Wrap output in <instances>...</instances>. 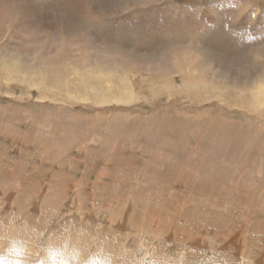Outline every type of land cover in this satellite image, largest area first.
<instances>
[{
    "label": "rangeland",
    "instance_id": "374dc122",
    "mask_svg": "<svg viewBox=\"0 0 264 264\" xmlns=\"http://www.w3.org/2000/svg\"><path fill=\"white\" fill-rule=\"evenodd\" d=\"M263 219L264 0H0V264H264Z\"/></svg>",
    "mask_w": 264,
    "mask_h": 264
},
{
    "label": "bare ground",
    "instance_id": "6f19581e",
    "mask_svg": "<svg viewBox=\"0 0 264 264\" xmlns=\"http://www.w3.org/2000/svg\"><path fill=\"white\" fill-rule=\"evenodd\" d=\"M233 4V3H232ZM21 9V8H20ZM108 19H110V18H108ZM20 24V23H19ZM21 25V24H20ZM68 25V24H67ZM28 27V26H27ZM255 27V26H254ZM252 28V27H251ZM256 28V27H255ZM14 29V28H13ZM249 29V28H248ZM245 31H247V30H245ZM244 31V32H245ZM15 32H16V30H15ZM249 32V31H248ZM251 32V31H250ZM249 32V33H250ZM248 34V33H247ZM246 34V35H247ZM251 34H253V32L251 33ZM253 46V45H252ZM8 59V58H7ZM9 61V60H8ZM12 66H13V64H12ZM8 68V67H7ZM160 69V68H159ZM17 70V69H16ZM5 76V75H4ZM106 108V107H105ZM5 109V108H4ZM10 109V108H9ZM8 110V109H7ZM9 111V110H8ZM4 112V111H3ZM46 125V124H45ZM34 132V131H33ZM107 134V133H106ZM106 136V135H105ZM65 147V146H64ZM194 147V146H193ZM208 157V156H207ZM63 161V160H62ZM263 161V160H262ZM72 165H73V163H72ZM196 173V172H195ZM126 177V176H125ZM139 177V176H138ZM79 179H80V177H79ZM143 179V178H142ZM121 184V183H120ZM119 186V185H118ZM131 187V186H130ZM142 188V187H141ZM175 188V187H174ZM123 189V188H122ZM189 190V189H188ZM77 192V191H76ZM124 193V192H123ZM158 193H159V191H158ZM136 194V193H135ZM141 194V193H140ZM255 194V193H254ZM152 195V194H151ZM160 195V194H159ZM130 203V202H129ZM175 205V204H174ZM11 206V205H10ZM178 207V206H177ZM202 210V209H201ZM169 212V211H168ZM196 212V211H195ZM226 212V211H225ZM185 216V215H184ZM189 217V216H188ZM255 217V216H254ZM264 220V219H263ZM6 223V222H5ZM261 223V222H260ZM124 227V226H123ZM167 228V227H166ZM103 230V229H102ZM113 230V229H112ZM148 233V232H147ZM153 234V233H152ZM172 236V235H171ZM158 237V236H157ZM152 240V239H151ZM160 242V241H159ZM63 243V242H62ZM157 244V243H156ZM159 244V243H158ZM177 245V244H176ZM175 245V246H176ZM182 246V245H181ZM136 247V246H135ZM163 248H165V247H163ZM161 249V248H160ZM66 251V250H65ZM55 252V251H54ZM176 257V256H175ZM92 258V257H91ZM39 260V259H38ZM52 261V260H51ZM58 264V263H57ZM175 264V263H174Z\"/></svg>",
    "mask_w": 264,
    "mask_h": 264
}]
</instances>
